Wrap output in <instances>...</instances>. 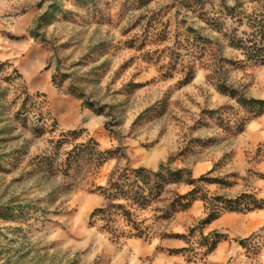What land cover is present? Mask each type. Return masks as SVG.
I'll return each mask as SVG.
<instances>
[{
	"label": "rangeland",
	"instance_id": "rangeland-1",
	"mask_svg": "<svg viewBox=\"0 0 264 264\" xmlns=\"http://www.w3.org/2000/svg\"><path fill=\"white\" fill-rule=\"evenodd\" d=\"M260 31L264 0H0V264H152L165 250L138 254L134 238L179 241L165 264H264V204L210 202H264V137L246 135L264 113L237 100L264 99V48L263 62L247 54ZM92 143L109 152L100 165L84 156L65 169L72 148ZM200 161L216 182H196L197 197L216 219L243 218L210 229L203 204L172 231L183 180L135 210L147 238L113 240L89 223L110 174L164 163L192 177ZM217 234L224 243L209 250Z\"/></svg>",
	"mask_w": 264,
	"mask_h": 264
},
{
	"label": "trees",
	"instance_id": "trees-1",
	"mask_svg": "<svg viewBox=\"0 0 264 264\" xmlns=\"http://www.w3.org/2000/svg\"><path fill=\"white\" fill-rule=\"evenodd\" d=\"M264 32L260 31V40H253L248 47V53L250 58L260 60L263 62L261 50L264 48ZM248 57V58H249ZM183 78V82H189L193 78V70L191 67L187 68ZM169 74V73H167ZM166 75V74H165ZM221 91L228 93L230 96H236L234 90L228 89L225 86H219ZM238 102L244 106L249 107V111L253 112V115L264 113V99L244 98L237 97ZM238 130H241L240 124L237 126ZM77 131H68L67 137H76ZM95 145H78L72 148V151L68 153L63 163L65 169L79 166L84 156H87L89 161L95 162L100 165L104 159L109 155V152H101L98 149H94ZM108 154V155H107ZM45 162L51 163V158H44ZM48 159V160H47ZM188 170L185 168H170L164 163H160L155 171H147L144 168H123L118 170L109 176V180L106 185H98L97 189L104 196L105 201L94 208L89 214V223L92 225H99V228L106 231L113 240H117L121 237L133 238L143 237L147 238L149 232L146 227L142 226V221H137L135 210L137 208H144L149 203L157 198L162 191L163 187L168 182H182L183 180L192 185V188L185 192L183 195H177L171 202V208L174 205H178L179 208H187L192 201L199 198L203 200L205 209L207 210L206 217L202 219L201 223H210L218 217V211L208 208V199L205 196L198 195V189L194 185L196 182L206 180L208 182H216V179H210L206 176L200 175L199 178L194 179L188 175ZM182 176H185L183 178ZM243 200H247L243 203ZM210 202L220 203L221 208L225 210H231L238 207L241 203L246 204V208L249 202H253V208H261L264 202H255L251 199V196L246 193H241L234 199H224L221 196H215L210 199ZM16 209H20L19 207ZM215 209V208H214ZM173 211V209H171ZM248 210V209H247ZM171 212V211H170ZM167 213L166 217L171 215ZM12 210L8 212L7 217H11ZM222 234H217L213 239H210L207 243L209 250H212L215 244L218 242ZM239 242L240 239H238ZM184 250V249H182Z\"/></svg>",
	"mask_w": 264,
	"mask_h": 264
},
{
	"label": "crops",
	"instance_id": "crops-1",
	"mask_svg": "<svg viewBox=\"0 0 264 264\" xmlns=\"http://www.w3.org/2000/svg\"><path fill=\"white\" fill-rule=\"evenodd\" d=\"M247 137L248 140L250 141V144L252 145L253 143L255 144L258 142L262 137H264V115L259 119V120H253L251 121L250 125L248 126L247 129ZM209 168H211L210 162H204L200 161L196 163L194 166V174L192 177L197 178L200 173H203L205 171H208ZM192 188V185L187 184V185H182L177 187V192H180L181 194H184L185 192L189 191ZM203 200L202 199H195L192 201V203L185 208L184 211H179V216L177 215L174 220V225L171 227L172 231L177 232L180 230H184L185 224L192 219L194 216L199 217L201 214H203ZM243 218L242 216H232L229 215L228 213L223 215L222 217H219V219L213 220L208 228L210 229H215L219 227V225L223 224V222L226 219H234V220H240ZM224 241L220 240L218 242V245L223 244ZM133 245L135 248V251L138 254L141 255H149L153 250H155L156 246H161L164 247V251L160 252L157 257H155L154 261L152 264H165L164 261H177L179 258L177 255L172 254L168 255L167 249L170 247H178L180 245L179 241L174 240V239H160V238H155L150 241V243H144L141 238H134Z\"/></svg>",
	"mask_w": 264,
	"mask_h": 264
}]
</instances>
